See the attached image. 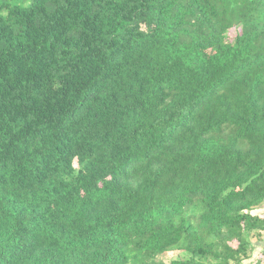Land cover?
<instances>
[{"label":"trees","instance_id":"16d2710c","mask_svg":"<svg viewBox=\"0 0 264 264\" xmlns=\"http://www.w3.org/2000/svg\"><path fill=\"white\" fill-rule=\"evenodd\" d=\"M263 202L264 0H0V264H258Z\"/></svg>","mask_w":264,"mask_h":264},{"label":"crops","instance_id":"0c3cea01","mask_svg":"<svg viewBox=\"0 0 264 264\" xmlns=\"http://www.w3.org/2000/svg\"><path fill=\"white\" fill-rule=\"evenodd\" d=\"M253 212L264 216V202L258 208H255ZM252 241L254 243V252L250 262L258 260V264H264V230L261 232V239L254 237Z\"/></svg>","mask_w":264,"mask_h":264},{"label":"rangeland","instance_id":"374dc122","mask_svg":"<svg viewBox=\"0 0 264 264\" xmlns=\"http://www.w3.org/2000/svg\"><path fill=\"white\" fill-rule=\"evenodd\" d=\"M234 33H235L234 30H232L230 34L233 35ZM174 256H175L174 254H169V255H168V257H170V258H171V257H174Z\"/></svg>","mask_w":264,"mask_h":264}]
</instances>
